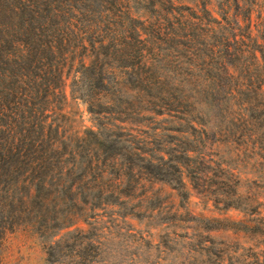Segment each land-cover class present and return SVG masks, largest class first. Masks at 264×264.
Listing matches in <instances>:
<instances>
[{"label": "trees", "instance_id": "trees-1", "mask_svg": "<svg viewBox=\"0 0 264 264\" xmlns=\"http://www.w3.org/2000/svg\"><path fill=\"white\" fill-rule=\"evenodd\" d=\"M245 39L264 62V0H0V246L18 229L53 238L149 178L208 192L205 111L264 96V78L228 70ZM66 86L90 116L81 131Z\"/></svg>", "mask_w": 264, "mask_h": 264}, {"label": "rangeland", "instance_id": "rangeland-1", "mask_svg": "<svg viewBox=\"0 0 264 264\" xmlns=\"http://www.w3.org/2000/svg\"><path fill=\"white\" fill-rule=\"evenodd\" d=\"M221 35L206 40L215 44L213 51L223 41ZM236 46L245 52L230 57L229 72L257 85L264 78V62L251 57L249 40ZM68 90L66 86L68 124L81 131L91 126L90 116ZM241 98L252 102L244 107L241 102L222 104L219 112L209 107L203 115L215 132L208 139V192L192 188L185 175V196L167 182L149 178L125 198V205L84 211L53 238L25 229L6 234L0 264H264V96L252 92ZM229 192L233 205L223 207ZM67 230L82 233L66 236ZM59 238L67 245L48 256L49 240Z\"/></svg>", "mask_w": 264, "mask_h": 264}]
</instances>
